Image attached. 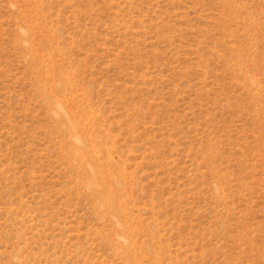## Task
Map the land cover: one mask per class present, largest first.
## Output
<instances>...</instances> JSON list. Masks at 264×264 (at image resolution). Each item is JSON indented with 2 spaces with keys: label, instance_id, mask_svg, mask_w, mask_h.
Listing matches in <instances>:
<instances>
[{
  "label": "rangeland",
  "instance_id": "1",
  "mask_svg": "<svg viewBox=\"0 0 264 264\" xmlns=\"http://www.w3.org/2000/svg\"><path fill=\"white\" fill-rule=\"evenodd\" d=\"M0 264H264V0H0Z\"/></svg>",
  "mask_w": 264,
  "mask_h": 264
},
{
  "label": "bare ground",
  "instance_id": "2",
  "mask_svg": "<svg viewBox=\"0 0 264 264\" xmlns=\"http://www.w3.org/2000/svg\"><path fill=\"white\" fill-rule=\"evenodd\" d=\"M66 117H68V116H66ZM72 122H74V121H72ZM75 130H78V129H76V127H75ZM76 134L78 136L77 137L74 136V137L76 138V140L78 139L77 143L79 144V142H80L79 137L81 135L79 134L78 131L76 132ZM81 142H82V144H79L77 146L78 148L76 147L75 149L78 150L85 157L88 155L90 148H88V145L86 144L87 142H84L82 140H81ZM89 169L90 170H87V172L90 174L92 182L94 183V185H96V187L98 189L97 192L105 193L106 192L105 188L111 187V184L106 180V177L104 176V174L102 172L103 170H101V168H99V170H98L96 167H94V168L89 167ZM108 200H110V202L114 201V195L112 193H111L110 198Z\"/></svg>",
  "mask_w": 264,
  "mask_h": 264
}]
</instances>
